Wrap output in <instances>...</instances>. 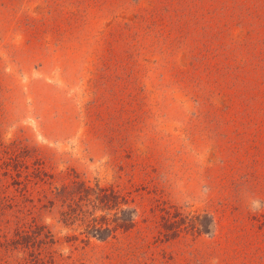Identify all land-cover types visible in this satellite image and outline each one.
I'll return each mask as SVG.
<instances>
[{"label":"rangeland","instance_id":"obj_1","mask_svg":"<svg viewBox=\"0 0 264 264\" xmlns=\"http://www.w3.org/2000/svg\"><path fill=\"white\" fill-rule=\"evenodd\" d=\"M0 264H264V0H0Z\"/></svg>","mask_w":264,"mask_h":264},{"label":"trees","instance_id":"obj_2","mask_svg":"<svg viewBox=\"0 0 264 264\" xmlns=\"http://www.w3.org/2000/svg\"><path fill=\"white\" fill-rule=\"evenodd\" d=\"M128 213V212H127ZM120 214H121V216L122 217H124L125 215H126V211H122V212H120ZM128 222V224L127 225H121L122 227H124V228H126V227H129L130 226V220L129 221H127ZM92 228H93V230H92V232H94L95 234H99V233H101V234H103V237L109 232V229L108 228H103L102 229V227L101 226H97V225H94V226H92ZM99 232V233H98ZM97 236V235H96ZM103 237H101L100 239H103Z\"/></svg>","mask_w":264,"mask_h":264}]
</instances>
